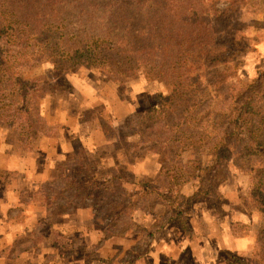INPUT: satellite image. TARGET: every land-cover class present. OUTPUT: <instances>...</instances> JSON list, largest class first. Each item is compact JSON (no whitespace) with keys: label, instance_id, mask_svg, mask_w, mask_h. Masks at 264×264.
<instances>
[{"label":"rangeland","instance_id":"rangeland-1","mask_svg":"<svg viewBox=\"0 0 264 264\" xmlns=\"http://www.w3.org/2000/svg\"><path fill=\"white\" fill-rule=\"evenodd\" d=\"M200 2L207 11L229 4L227 0ZM143 10H135L133 19L139 32L147 29ZM92 11L88 8V14ZM103 12L101 7L95 8L100 21H96L97 27H103ZM235 12L227 34L239 51L220 67L234 74L224 86L209 87L197 96L201 103L186 112L191 120L187 119L184 141L195 142L196 148L183 151L181 147L180 158H171L166 164L159 162L155 152L135 146L143 140L139 133L126 135L116 126L130 113L148 109L152 97L170 95L178 80L177 69L156 74L144 64L124 62L116 69V79H110L88 60H78L64 75L50 62L21 68L26 78L47 74L65 84H61L64 90L51 91L42 101L50 134L25 147L16 133L0 126V264H224L225 251L243 253L252 264H264L263 244L258 240L264 214L257 193L253 196L255 170L264 168V146L247 156L240 167L230 161L208 181L215 194L201 193L195 169L209 162L207 149L219 140L224 119L236 111L231 97L264 71V0H244L235 6ZM72 14L67 22L72 31L88 36L98 31L90 30L91 19ZM192 60L199 68V61ZM194 71L189 75L194 76ZM254 100V110H261L260 96ZM146 124H139L137 131ZM248 126L243 125L241 141H248ZM80 148L89 156L98 178H107L112 172L122 174L121 182L111 183L110 189L114 196L133 197L128 203L118 199L125 206L119 216L98 211L87 201L70 207L59 202L52 210L36 192L50 178V171ZM160 169L180 174L187 179L183 193L195 194L191 207L184 209L193 225L191 234L183 233L178 222H165L174 214L170 199L148 194L137 184L140 178L156 179ZM231 235L247 238V252L234 250ZM14 242H18L17 252L11 251Z\"/></svg>","mask_w":264,"mask_h":264},{"label":"trees","instance_id":"trees-1","mask_svg":"<svg viewBox=\"0 0 264 264\" xmlns=\"http://www.w3.org/2000/svg\"><path fill=\"white\" fill-rule=\"evenodd\" d=\"M97 1L0 0V126L16 133L25 147L30 141L50 134L42 114V101L51 91L64 90L63 81L47 74L26 78L21 74L22 67L50 62L59 75H64L78 60H88L89 64L99 65L110 79H116L119 74L116 69L130 62L149 66L156 74L177 69L178 80L170 95L152 97L148 109L130 113L117 129H123L126 135L139 133L143 140L135 146L142 145L145 150L155 152L162 164L180 158L181 147L183 151L188 148L194 151L195 142H184L187 119L191 120L186 112L201 103L197 96L204 89L220 88L234 74L220 67L239 51V45L228 40L227 30L235 17V6L244 0H227L229 4L217 11L205 10L200 0ZM96 7L104 10L103 27L96 26L99 21ZM88 8L93 9L89 14ZM143 8L147 29L139 32L134 29L133 19L135 10ZM70 13L91 19L90 30L98 28V31L90 36L87 32L72 31L67 23ZM192 58L199 61V68ZM191 69L195 70L194 76L189 75ZM258 95L263 102L259 111L254 110V98ZM231 98L236 111L224 119L218 131L219 140L207 149L209 162L195 167L202 194L216 193L207 182L224 171L230 161L240 167L247 156L264 146V71ZM143 122L147 124L138 132V125ZM245 124H249L247 142L240 137ZM167 172L160 169L156 179L140 178L137 184L148 194L158 193L170 199L174 214L165 222H178L183 233L191 234L193 225L184 209L191 207L195 194L183 193L187 179ZM49 175L36 191L49 209L59 202L70 207L75 202L87 201L98 211L119 216L125 207L119 200L128 203L133 197L114 196L110 188L121 182L122 174L112 172L107 178H98L89 156L81 148L56 165ZM253 179L257 187L253 196L257 193L255 197L260 198L264 214V197L260 193L264 192V168L255 170ZM258 240L264 250V227ZM17 245L18 242L13 243L12 252H17ZM223 255L224 264H252L246 255L230 251Z\"/></svg>","mask_w":264,"mask_h":264},{"label":"crops","instance_id":"crops-1","mask_svg":"<svg viewBox=\"0 0 264 264\" xmlns=\"http://www.w3.org/2000/svg\"><path fill=\"white\" fill-rule=\"evenodd\" d=\"M231 237H232V235H231ZM232 242H233V245H234V250H237L240 253H242L243 251L247 252V250H248L247 243L249 242V241H247V238H240V239H238V238L234 239L233 238V241ZM243 255H245V254H243Z\"/></svg>","mask_w":264,"mask_h":264}]
</instances>
